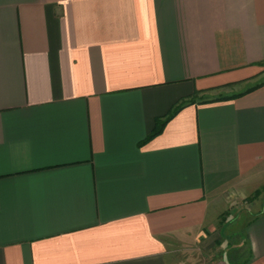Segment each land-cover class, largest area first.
Here are the masks:
<instances>
[{
	"label": "crops",
	"instance_id": "1",
	"mask_svg": "<svg viewBox=\"0 0 264 264\" xmlns=\"http://www.w3.org/2000/svg\"><path fill=\"white\" fill-rule=\"evenodd\" d=\"M262 188L264 0H0V264H173Z\"/></svg>",
	"mask_w": 264,
	"mask_h": 264
},
{
	"label": "rangeland",
	"instance_id": "2",
	"mask_svg": "<svg viewBox=\"0 0 264 264\" xmlns=\"http://www.w3.org/2000/svg\"><path fill=\"white\" fill-rule=\"evenodd\" d=\"M261 193V196L264 197V188H262ZM252 194L247 196L243 201L229 207L225 212V214H229V217L228 221L223 224L224 227L221 226V233L224 237L223 245L227 244L224 249L218 246L217 243L212 249L198 251L193 254L190 253L191 255L185 252H175L173 254V264H230L227 260V255H231L238 249L241 251L236 262L234 261L233 263L240 264L247 257V243L242 236V227L250 213H253L257 208V204L260 203L258 200L256 201V205L252 207V201L258 198L257 196L252 198ZM228 222L229 226L227 227Z\"/></svg>",
	"mask_w": 264,
	"mask_h": 264
},
{
	"label": "trees",
	"instance_id": "3",
	"mask_svg": "<svg viewBox=\"0 0 264 264\" xmlns=\"http://www.w3.org/2000/svg\"><path fill=\"white\" fill-rule=\"evenodd\" d=\"M185 103V100H181V101H179V102H177V103H175L174 105H173V107L171 108V110L166 114V115H164L163 117H161V118H157L156 120H155V125H154V128H153V130L151 131V133H150V135L146 138V139H149V138H151L152 136H154V135H156V134H158V133H160L161 132V130H162V128H163V126H164V124H165V122L169 119V118H171L182 106H183V104ZM259 190H256L255 192H254V194L252 195V198H254V197H256V196H258V194H259ZM247 253V257L240 263V264H246L247 262H248V255L250 254V251H249V249H247V251H246ZM239 253H240V251H239V249L238 250H235L231 255L229 254V255H227V260H228V262L230 263V264H234L233 262L235 261L236 262V259H237V257L239 256Z\"/></svg>",
	"mask_w": 264,
	"mask_h": 264
}]
</instances>
